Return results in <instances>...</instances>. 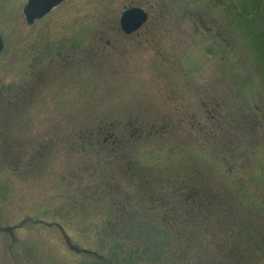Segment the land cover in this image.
Here are the masks:
<instances>
[{"label": "rangeland", "instance_id": "1", "mask_svg": "<svg viewBox=\"0 0 264 264\" xmlns=\"http://www.w3.org/2000/svg\"><path fill=\"white\" fill-rule=\"evenodd\" d=\"M26 1L0 0V264H233L203 205L173 212L184 178L264 264V27L243 0H64L32 23ZM144 180L170 205L114 203Z\"/></svg>", "mask_w": 264, "mask_h": 264}, {"label": "trees", "instance_id": "2", "mask_svg": "<svg viewBox=\"0 0 264 264\" xmlns=\"http://www.w3.org/2000/svg\"><path fill=\"white\" fill-rule=\"evenodd\" d=\"M243 6L241 7V10H239V13L236 14L235 16L239 19H241L240 21L244 22L247 21V23L249 24V22L252 24H254L255 22H257V19L261 22V25L254 30H251L253 32H256L257 30H261L264 27V10L259 7L262 3V1L260 2V0H243ZM249 27V25H248ZM247 27V28H248ZM258 33V32H257ZM256 36H262L260 33L256 34ZM264 39L259 40L258 44H261V42ZM261 172L262 175L264 177V164L261 165ZM199 175H197L198 177ZM203 186H201L202 191L199 192H195V195L201 196L203 198H205L204 203L206 206L205 211L209 214V217L207 218V223H209L211 221V219L213 220V218L219 222V224L221 225V227L224 229L223 232L221 234H219V237L221 238V244L219 245V252L223 253L225 256H228V259L233 260V264H255L259 258V254L258 252L254 251L252 254H249L247 252V249L241 248V244L244 243V239L248 238V235H245V233L243 232V230H240L239 233L237 234V230L234 231V227H229V224H226V222H224L222 220V218L217 217L216 215H213L214 213L209 209L208 207V201L217 198L218 196H214L212 191H210L211 187L209 186V184L207 183V181L203 178ZM191 179L190 178H184V180L177 186L176 188V192H177V196L179 197H183L186 196L185 192H187L188 190H191V186L190 183ZM143 184V183H142ZM141 185V188L142 187ZM144 191L143 193H141V195H132V194H127V193H123V197L120 200L118 198L117 201H114V203H116L118 206L119 204L124 205L125 203L123 202H128V206H135L137 208V211L140 209L143 212V209H145L147 212H151L152 214L155 212V208L153 206L156 205L158 206L161 210H163V207H167L170 205L171 199L169 198V196L167 195H159V192H155V194L153 195V193H148V190L150 189V184L148 183V181L144 180ZM200 189V187H199ZM175 193V190L173 191ZM214 207V205H213ZM215 210H219V214L220 217H222V213H225V209L222 207V209L220 208H215ZM179 212H182L183 210L179 209L177 210ZM137 215V212H136ZM135 215V216H136ZM211 215H213V217L211 218ZM138 216V215H137ZM225 216V215H224ZM150 217L148 222H151L154 218V215L151 216H147V218ZM137 218V217H136ZM139 219L142 220L141 216H138V219L135 221L137 222ZM169 221V219H167L165 216L163 218V222L167 223ZM140 224V223H138ZM231 225L233 226V224L231 223ZM254 229V227H253ZM231 230V231H230ZM164 235V234H163ZM166 236V233L165 235ZM232 240H234L235 242V247L233 249H231V247L229 246L228 248V244L230 242H232ZM247 259L249 261H247ZM252 259H256V261H253Z\"/></svg>", "mask_w": 264, "mask_h": 264}, {"label": "water", "instance_id": "3", "mask_svg": "<svg viewBox=\"0 0 264 264\" xmlns=\"http://www.w3.org/2000/svg\"><path fill=\"white\" fill-rule=\"evenodd\" d=\"M63 0H27L23 8V13L28 23L41 18L51 8ZM147 18V13L140 7H130L124 10L120 16V25L124 32L129 33L136 30ZM3 42L0 37V50Z\"/></svg>", "mask_w": 264, "mask_h": 264}, {"label": "flooded vegetation", "instance_id": "4", "mask_svg": "<svg viewBox=\"0 0 264 264\" xmlns=\"http://www.w3.org/2000/svg\"><path fill=\"white\" fill-rule=\"evenodd\" d=\"M59 5L60 4H58L57 6H59ZM57 6H54L53 8L50 9V11L47 14H45L43 17H41L39 19H36V20L38 21V20L46 17ZM36 20H34V21H36ZM120 30H121V28H120ZM189 184H191L190 185L191 186L190 187L191 190H192L193 187H195L196 189L193 192H190L191 190H188L187 192H185V195L186 194H188V195L183 196L182 204H184V207H183L182 210H185V213H187V215L190 214V213H194L195 211H198L200 209V206H202V205L204 206V209H206V206H205L206 203H204L205 198H203L201 196H198V195H195V192H199L200 191L198 186L194 185L193 182H190ZM189 194H190V196L192 195V198H189ZM211 201H213V200H209L208 203H210ZM182 204L181 205H177L176 204L173 212H175L178 209H181L182 208ZM185 204H186L187 208H185Z\"/></svg>", "mask_w": 264, "mask_h": 264}]
</instances>
